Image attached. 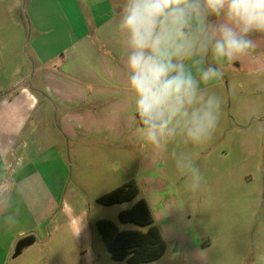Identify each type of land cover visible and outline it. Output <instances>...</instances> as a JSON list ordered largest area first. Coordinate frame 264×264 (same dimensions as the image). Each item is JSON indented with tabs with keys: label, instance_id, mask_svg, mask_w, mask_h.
Wrapping results in <instances>:
<instances>
[{
	"label": "crops",
	"instance_id": "1",
	"mask_svg": "<svg viewBox=\"0 0 264 264\" xmlns=\"http://www.w3.org/2000/svg\"><path fill=\"white\" fill-rule=\"evenodd\" d=\"M51 3L55 7L51 9L61 14V21H51L55 28L52 33L56 34L49 41L43 43L37 35L33 47L37 66L32 75L30 69L25 70V60L22 67L12 68L17 64L16 51L27 43L26 8L39 14L34 18L37 34L43 26L42 10L49 9L42 8V0L0 2V75L12 78L8 86L14 91L0 98V193L9 195L11 205L7 211L0 210V264H100L95 248L97 222L108 218L95 215L90 219L93 202L97 204L100 197L128 182H136L140 190L155 183V154L149 149L141 151L140 170L126 179L123 151H105L107 141L121 143L127 136L138 137V118H133V101L127 91L125 54L114 32L122 0ZM60 25H67L66 35L59 34ZM6 44L17 47L6 48ZM208 62H212L211 53L206 57ZM229 72L232 77L241 73L249 78L247 84L239 85L243 92L260 93L264 89L260 83L264 75V37L257 38L253 51L229 65L221 80L206 86L222 104L224 86L231 88L230 83L223 82ZM28 79L35 86H27ZM44 101L47 104L42 105ZM60 109L65 114L58 117ZM53 121L70 142V156H65L77 162L74 182L64 197L53 191L58 185L52 182L57 181L52 176L47 178L38 167L43 155L47 164L64 157L53 144L49 149L42 147L39 125H47L45 140L53 141ZM141 199L148 203L166 241V208L161 209L159 200ZM239 200L245 199L231 196L227 201V228L232 234L244 220L245 206ZM10 213H16L15 222L5 224L3 218ZM28 237H33L34 243L14 257L17 243ZM254 247L260 256L254 264H264V245ZM196 248L204 253V246Z\"/></svg>",
	"mask_w": 264,
	"mask_h": 264
},
{
	"label": "rangeland",
	"instance_id": "2",
	"mask_svg": "<svg viewBox=\"0 0 264 264\" xmlns=\"http://www.w3.org/2000/svg\"><path fill=\"white\" fill-rule=\"evenodd\" d=\"M42 5V8L47 7L49 11L42 10L44 21L40 28L41 34H37L35 29L34 18L39 17V14L27 7V43L21 51H11H16L14 59L17 60V64L12 68L22 67L25 60V70L30 69L28 72H32V75L37 66L33 58L37 35L41 36L43 43L49 41L50 37L56 34L52 33L55 28L51 27V21H57L59 24L61 21V14L53 11L55 7H52L51 0H42ZM60 28L62 31H59V34L66 35L67 25H60ZM0 47L2 48L3 44H0ZM5 47L11 49L17 46L6 44ZM18 57H21V60ZM10 78L0 75V98L14 93L8 86L12 84ZM30 79L26 82L27 86L34 83ZM248 80L249 78L241 73L232 77L229 72L227 79L223 81L225 85L230 83L231 88H223V119L219 120L212 138L207 143L199 147L183 143L170 146V149L177 147L178 151L195 158L204 176L202 187L197 192L186 189L185 180L176 170L168 153L155 151L141 140H135L139 137L127 136L121 143L106 142L105 151H123L124 179L130 178L140 170L143 160L141 151L149 149L148 151L155 154L153 187L142 188L139 197L133 201L110 206L93 202L88 212L90 219L95 215L103 216L112 220L120 230L145 231L134 223L121 222L119 214L122 210L131 208L142 197L159 200L161 209L166 208L164 212L167 220L164 224L167 228L168 249L159 260L145 264H254L260 258L254 244L264 245V89L260 93L243 92L239 85L247 84ZM260 83L264 87V75H261ZM44 104L47 103L44 101L42 105ZM64 114L60 109L58 117ZM59 126L53 121V141L45 140L47 125L44 123L39 125L43 132L38 133L44 138L41 139L43 149H49L53 144L58 151H63V159L47 164L43 155L38 160V167L46 177L52 176L53 180L63 183L62 185L52 182L58 185L53 188L56 195L64 197L63 194L74 182L77 162L75 158L70 161V142L60 133ZM67 154L68 156H65ZM231 196L234 199H245L239 200L245 206L244 220L233 234L227 228V201ZM59 207L63 208V204ZM96 233L95 248L100 256V264H128L126 261L113 259L98 228ZM196 246H204V253L202 254Z\"/></svg>",
	"mask_w": 264,
	"mask_h": 264
},
{
	"label": "clouds",
	"instance_id": "3",
	"mask_svg": "<svg viewBox=\"0 0 264 264\" xmlns=\"http://www.w3.org/2000/svg\"><path fill=\"white\" fill-rule=\"evenodd\" d=\"M114 32L125 54L136 134L168 153L186 189L199 191L204 176L195 158L170 146L199 147L212 138L222 101L206 86L264 37V0H122ZM10 206L0 193V210ZM16 213L3 222L14 223Z\"/></svg>",
	"mask_w": 264,
	"mask_h": 264
},
{
	"label": "trees",
	"instance_id": "4",
	"mask_svg": "<svg viewBox=\"0 0 264 264\" xmlns=\"http://www.w3.org/2000/svg\"><path fill=\"white\" fill-rule=\"evenodd\" d=\"M139 195L140 188L132 181L100 197L98 202L110 206L136 200ZM119 219L123 223H134L145 231L120 230L112 220L100 219L97 228L113 259L126 261L128 264H145L157 261L165 255L167 243L144 199H139L132 208L122 211ZM33 243V237L20 240L13 256H19Z\"/></svg>",
	"mask_w": 264,
	"mask_h": 264
}]
</instances>
